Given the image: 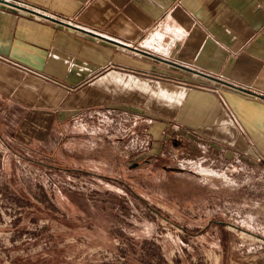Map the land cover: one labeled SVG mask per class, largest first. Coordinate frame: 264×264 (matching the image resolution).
Returning <instances> with one entry per match:
<instances>
[{
	"label": "rangeland",
	"instance_id": "obj_1",
	"mask_svg": "<svg viewBox=\"0 0 264 264\" xmlns=\"http://www.w3.org/2000/svg\"><path fill=\"white\" fill-rule=\"evenodd\" d=\"M147 118L0 130V264H264V164Z\"/></svg>",
	"mask_w": 264,
	"mask_h": 264
},
{
	"label": "crops",
	"instance_id": "obj_2",
	"mask_svg": "<svg viewBox=\"0 0 264 264\" xmlns=\"http://www.w3.org/2000/svg\"><path fill=\"white\" fill-rule=\"evenodd\" d=\"M8 1L37 12L0 2V130L13 140L134 109L264 164V0Z\"/></svg>",
	"mask_w": 264,
	"mask_h": 264
},
{
	"label": "water",
	"instance_id": "obj_3",
	"mask_svg": "<svg viewBox=\"0 0 264 264\" xmlns=\"http://www.w3.org/2000/svg\"><path fill=\"white\" fill-rule=\"evenodd\" d=\"M0 2H3V3H6V4H9V5H13V6H15V7H17V8H21V9H23V10H27V11H31V12L37 13V12H35L34 10H31V9L25 7V6L20 5V4H16V3H14V2H10V1H8V0H0ZM40 15H41V14H40ZM45 17H47V16H45ZM122 45H123V44H122ZM240 89L245 90L244 88H240ZM245 91H247V90H245Z\"/></svg>",
	"mask_w": 264,
	"mask_h": 264
}]
</instances>
